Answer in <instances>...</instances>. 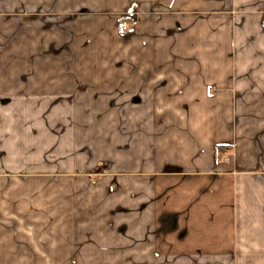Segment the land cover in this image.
<instances>
[{"label": "crops", "instance_id": "0c3cea01", "mask_svg": "<svg viewBox=\"0 0 264 264\" xmlns=\"http://www.w3.org/2000/svg\"><path fill=\"white\" fill-rule=\"evenodd\" d=\"M89 93L146 108L141 170L189 191L162 184L138 230L57 231L52 183L28 181L34 210L0 212V264H264V0H0V169L11 133L35 139L56 99Z\"/></svg>", "mask_w": 264, "mask_h": 264}, {"label": "rangeland", "instance_id": "374dc122", "mask_svg": "<svg viewBox=\"0 0 264 264\" xmlns=\"http://www.w3.org/2000/svg\"><path fill=\"white\" fill-rule=\"evenodd\" d=\"M91 95L72 102L56 99L51 109L52 122L51 118L45 119L48 120L42 124L45 130L30 134L38 136L35 139L28 137L27 132L23 139L15 137L18 134L11 133L10 129L14 132L16 125L8 126L11 137L3 141L9 147L3 153L5 163L0 169V212L8 208L13 215L10 216L15 217L17 210L25 214L34 210L32 204L22 209L21 200L25 197L26 202L32 203L33 194L28 191L33 189L28 181L38 180L41 187L35 190L40 189L41 195L45 192L44 186L52 183V203L40 209L48 212L52 208V229H117L131 223L138 230L149 214L146 211L138 214L137 205L154 192L160 193L162 184L171 183L174 190L181 185L183 193L188 190L173 173L162 176L153 168L141 170L147 151L145 142L151 132L150 124L137 121L146 111L150 115L146 108H132L120 96L115 106H111L105 99L111 93L96 100ZM228 160V156L223 158ZM259 169L257 165L256 170ZM171 190L169 200L176 203L178 197ZM17 222L23 221L13 218L8 227L16 228ZM44 222L41 220V227ZM37 223L26 220L25 226L38 227ZM56 238L60 243L65 235Z\"/></svg>", "mask_w": 264, "mask_h": 264}, {"label": "built area", "instance_id": "2783aa9c", "mask_svg": "<svg viewBox=\"0 0 264 264\" xmlns=\"http://www.w3.org/2000/svg\"><path fill=\"white\" fill-rule=\"evenodd\" d=\"M129 25L127 21H121L120 24L118 25V32L119 33H125L128 29Z\"/></svg>", "mask_w": 264, "mask_h": 264}, {"label": "trees", "instance_id": "16d2710c", "mask_svg": "<svg viewBox=\"0 0 264 264\" xmlns=\"http://www.w3.org/2000/svg\"><path fill=\"white\" fill-rule=\"evenodd\" d=\"M217 148H218V151H220V149L225 148V147H223V146H218ZM221 151H223V149H222Z\"/></svg>", "mask_w": 264, "mask_h": 264}]
</instances>
